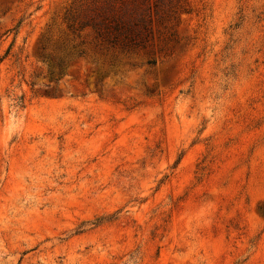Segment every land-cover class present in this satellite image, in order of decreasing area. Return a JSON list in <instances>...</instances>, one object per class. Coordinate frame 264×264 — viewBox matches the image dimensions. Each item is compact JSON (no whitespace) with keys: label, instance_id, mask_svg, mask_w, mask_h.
<instances>
[{"label":"rangeland","instance_id":"obj_1","mask_svg":"<svg viewBox=\"0 0 264 264\" xmlns=\"http://www.w3.org/2000/svg\"><path fill=\"white\" fill-rule=\"evenodd\" d=\"M0 0V264H264V0H180L127 52Z\"/></svg>","mask_w":264,"mask_h":264},{"label":"trees","instance_id":"obj_2","mask_svg":"<svg viewBox=\"0 0 264 264\" xmlns=\"http://www.w3.org/2000/svg\"><path fill=\"white\" fill-rule=\"evenodd\" d=\"M180 0H83L67 11V21L80 29L91 28L95 39L121 51H146L153 21L180 11Z\"/></svg>","mask_w":264,"mask_h":264}]
</instances>
